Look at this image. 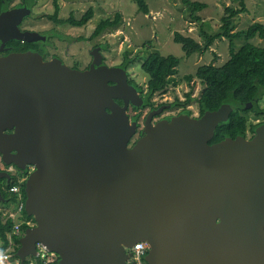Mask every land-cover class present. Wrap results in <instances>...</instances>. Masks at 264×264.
Here are the masks:
<instances>
[{
	"label": "water",
	"instance_id": "obj_1",
	"mask_svg": "<svg viewBox=\"0 0 264 264\" xmlns=\"http://www.w3.org/2000/svg\"><path fill=\"white\" fill-rule=\"evenodd\" d=\"M35 17L26 6L2 11L0 52L45 41L19 28ZM142 103L126 70L101 56L86 71L32 51L0 57L1 161L31 168L24 212L34 225L20 263L41 243L57 264H133L127 250L145 242L146 264H264V124L251 139L210 144L229 105L152 125L161 107L129 147L137 123L127 110Z\"/></svg>",
	"mask_w": 264,
	"mask_h": 264
},
{
	"label": "rangeland",
	"instance_id": "obj_2",
	"mask_svg": "<svg viewBox=\"0 0 264 264\" xmlns=\"http://www.w3.org/2000/svg\"><path fill=\"white\" fill-rule=\"evenodd\" d=\"M145 1L149 8L147 15L137 11L133 0H58L59 19H67L71 15L79 19L88 8L93 9L94 15L85 26L73 27L67 24H55L47 18L53 13V0H35L32 12L36 17L26 19L21 28L50 36L47 37L46 44L40 42V48L45 47L49 54L60 55L67 62L72 58L88 62L89 55L96 46H100L101 55L111 67L122 63L124 52H127L130 58L137 56L134 64L127 69L130 77L143 88L147 81L146 74L141 70L144 57L153 52L162 56L178 57L180 62L174 75L177 85L171 86L166 92L153 99L156 105L161 106L171 104L176 97L184 100V94L190 90V85L185 82L184 77L193 74L197 67L210 63L219 67L230 57L226 39H216L209 50L187 57L181 50L180 44L173 41L175 32L202 42L201 29L209 34L217 33L224 8L231 6L238 9L240 3L246 10L234 19L236 31L246 29L254 22L264 25V0H191L206 5L205 9L193 14L201 19V23L191 18L190 11L182 5L181 0ZM21 3L22 0H11L9 6L13 8ZM116 14L120 16L118 25L106 28L98 36L90 39L101 20H113ZM251 42L264 47V39L255 38ZM236 43L241 45L243 41ZM202 88V84L196 81L193 85L192 97L199 96ZM258 105L264 110V98ZM188 109L192 112L191 117L198 116L195 102H192ZM146 111H142L143 114ZM244 115L248 118V122L252 123L264 119V115L255 118L251 111L245 112Z\"/></svg>",
	"mask_w": 264,
	"mask_h": 264
},
{
	"label": "trees",
	"instance_id": "obj_3",
	"mask_svg": "<svg viewBox=\"0 0 264 264\" xmlns=\"http://www.w3.org/2000/svg\"><path fill=\"white\" fill-rule=\"evenodd\" d=\"M35 0H25L29 7H32ZM11 0H0V13L8 10ZM137 6V11L147 15L149 8L145 0H133ZM182 5L190 11L191 18L198 23L201 19L198 16H193L194 13L205 9L204 3L191 0H181ZM245 6L240 3V8L227 6L224 8L222 17L220 18L219 31L214 34H209L201 29V41L198 42L189 36H184L180 33H174L173 41L180 44L181 50L185 56L189 57L193 54L203 53L209 50L210 46L216 39H226L228 41L229 59L221 66L217 67L210 64H205L197 67L193 74L184 77L185 82L190 85V90L184 94V100L175 98L170 104L172 109H180V113L190 115L192 112L188 106L196 103L198 109V117L202 116L206 111H215L220 106L227 104L232 108V112L226 122L220 123L214 133L210 144L220 142L225 138L235 139L237 136L245 137L247 132L254 133L256 127L264 124V119L258 123L248 122V118L244 115L245 112L251 111L255 118H260L264 115V110L258 105L259 101L264 98V47L258 46L251 41L255 38L264 39V25L259 22L250 24L246 29L236 31L234 19L245 12ZM60 5L58 0H53V13L47 18L55 24H67L73 27H83L90 21L94 15L92 8H88L86 12L76 19L74 16H69L67 19H59L58 14ZM120 16L115 15L114 19L101 20L94 29L90 39L98 36L106 28H111L119 23ZM237 41H243L238 45ZM40 44H30L26 42L12 40L5 44L13 52H24L27 50H40ZM42 52V51H40ZM138 57L130 58L127 52H124L123 61L120 67L127 69L131 64H134ZM180 59L173 55L162 56L157 52H153L144 57L141 63V70L147 76L145 87H140V93L143 97V108H154V97L161 95L171 86H176L174 75L177 72V66ZM198 81L203 88L196 98L193 95V85ZM251 103L249 109L246 105ZM264 118V116H263ZM26 171L19 170L18 174L12 178L7 189L16 184L18 179L25 177ZM23 198L25 200L24 183L21 184ZM3 199H8L7 193H2ZM10 202H14L11 197ZM5 204V202H0ZM22 217L28 220L33 218L28 217L24 210ZM13 222L5 221L3 212L0 211V250H4L8 245L7 234L11 232ZM27 227L23 225L18 236L13 237V243L16 256V251L19 247V240L24 234ZM17 257V256H16ZM18 258V257H17ZM19 264L20 261H19ZM24 264H29L25 261Z\"/></svg>",
	"mask_w": 264,
	"mask_h": 264
},
{
	"label": "flooded vegetation",
	"instance_id": "obj_4",
	"mask_svg": "<svg viewBox=\"0 0 264 264\" xmlns=\"http://www.w3.org/2000/svg\"><path fill=\"white\" fill-rule=\"evenodd\" d=\"M24 6H26L30 10H32V7H29L28 4L25 2V0H22V3L21 4L15 6L13 8H20V7H24ZM9 9H10V7H9ZM26 19H28V18H24L23 21L21 22V24L19 26L20 30L21 31H33V30H28V29H22L21 28L23 22ZM47 37H50V36H46V40H47ZM46 40L43 41V42L42 41H39V42H35V43H30V44H38L40 42H42L43 44H46V42H47ZM8 49H10V48L5 46V48L3 49V51L0 52V57L6 56L9 53H14L13 51L7 52ZM96 49H98V50H96ZM100 50H101L100 46L99 47L96 46V47H94V51L91 52V53L92 54L93 53L97 54V52H99L101 54ZM27 51H31V50H27ZM40 51H42V52H40ZM32 52L39 54L44 61H51V60H53V59L56 58V59L61 60V62L63 64H65L66 66H68L69 68L75 69V70H79V71H86V70H88L90 68V66L92 65V63H93L95 56H101L102 61H103V64L107 65L106 62H105V58H104L103 55H92L91 54V55H89L90 60L88 62H82L79 59H75V58H72L70 62H67L60 55L49 54L47 52V50L45 49V47H43V49L40 48V50L38 52H36V51H32ZM109 67H111V66H109ZM115 67H120V65L115 66ZM124 70H126V73H127V82H128V84L136 89L137 93L141 96L142 101H143L142 94L140 93V87H142V86L139 85V84H137L130 77V74L128 73V69H124ZM116 103L119 104L120 106H122V102L120 100H116ZM161 107H163L162 111L159 114H156V115H154L152 117V120H151V124L152 125L155 124V123H157V122H159V121L169 120L173 116L182 114V113H180V109L179 110L178 109L177 110L176 109H172L171 106H170V104L169 105H161V106H159V105H156V103H155L154 108H149V107H144L143 108V103H142V106H140V107H134V106H132V105L129 104V107H128V110H127V115L129 117V121L130 122H136L137 123V132L134 135V137L132 138V140L130 141L129 147L133 146V144L138 139H140L142 137V130H143L144 123H145V120L148 117V115L152 111H156L157 109H159ZM144 110H147V111L143 114L142 111H144ZM174 111H178V112L177 113H174ZM258 122H260V121H258ZM253 136H254V133L251 134L250 132H248L244 138L245 139H251ZM0 170L3 171V172L8 173L10 175V178H11L10 179V182H11L12 178H14L18 174V172H19V170L15 166H13V165H8V166L7 165H4L2 163V161H1V155H0ZM30 171H31V168L28 167L27 170H26V173L28 174ZM9 184L6 181L5 178L0 180V189L2 190V193L3 192L5 193L7 187L9 186Z\"/></svg>",
	"mask_w": 264,
	"mask_h": 264
},
{
	"label": "built area",
	"instance_id": "obj_5",
	"mask_svg": "<svg viewBox=\"0 0 264 264\" xmlns=\"http://www.w3.org/2000/svg\"><path fill=\"white\" fill-rule=\"evenodd\" d=\"M26 177L18 179V182L8 189L7 193L9 199L14 198L12 208L3 210V218L5 221L11 220L13 227L10 233L7 234L8 245L4 250H0V264H19V259L14 255L15 248L13 237L18 236L21 227L25 225L27 228L32 227L34 223L22 217L24 210V198L21 190V184L24 183ZM148 244L145 242H138L133 247L127 250L130 253L129 262L133 264H146L144 258L148 252ZM29 264H57L59 257L56 253L49 251L46 246L41 243L36 244V255L29 257L27 260Z\"/></svg>",
	"mask_w": 264,
	"mask_h": 264
},
{
	"label": "crops",
	"instance_id": "obj_6",
	"mask_svg": "<svg viewBox=\"0 0 264 264\" xmlns=\"http://www.w3.org/2000/svg\"><path fill=\"white\" fill-rule=\"evenodd\" d=\"M8 200H10L9 198L8 199H6L5 201V204H0V211H2L3 212V210L4 209H6V208H12L13 206H10V205H12L13 203H11L10 201H8ZM20 261V260H19Z\"/></svg>",
	"mask_w": 264,
	"mask_h": 264
}]
</instances>
